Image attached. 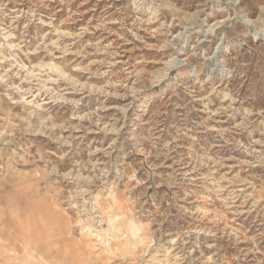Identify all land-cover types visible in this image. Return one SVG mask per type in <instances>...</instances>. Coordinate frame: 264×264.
Here are the masks:
<instances>
[{
	"label": "rangeland",
	"instance_id": "rangeland-1",
	"mask_svg": "<svg viewBox=\"0 0 264 264\" xmlns=\"http://www.w3.org/2000/svg\"><path fill=\"white\" fill-rule=\"evenodd\" d=\"M0 264H264V0H0Z\"/></svg>",
	"mask_w": 264,
	"mask_h": 264
},
{
	"label": "bare ground",
	"instance_id": "bare-ground-1",
	"mask_svg": "<svg viewBox=\"0 0 264 264\" xmlns=\"http://www.w3.org/2000/svg\"><path fill=\"white\" fill-rule=\"evenodd\" d=\"M108 231H109V230H108ZM108 231H107V232H108ZM108 233H110V232H108ZM107 236H108V235H107ZM113 236H115V235H113ZM114 238H115V237L110 238V241H114V240H115ZM117 238H118V237H117ZM108 246H109V244H106V243H105V245H104V250H105V251H108V248H109ZM119 251H120V252H123L122 254H126V253H127V254L129 255V249H126V248H125L124 250L121 249V250H119ZM121 256H123V255H121Z\"/></svg>",
	"mask_w": 264,
	"mask_h": 264
}]
</instances>
